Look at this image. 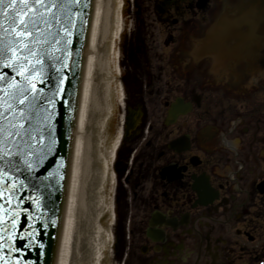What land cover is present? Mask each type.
Segmentation results:
<instances>
[{
  "label": "flooded vegetation",
  "instance_id": "1",
  "mask_svg": "<svg viewBox=\"0 0 264 264\" xmlns=\"http://www.w3.org/2000/svg\"><path fill=\"white\" fill-rule=\"evenodd\" d=\"M153 3L123 50L142 115L114 166L115 263L264 264V0Z\"/></svg>",
  "mask_w": 264,
  "mask_h": 264
},
{
  "label": "water",
  "instance_id": "2",
  "mask_svg": "<svg viewBox=\"0 0 264 264\" xmlns=\"http://www.w3.org/2000/svg\"><path fill=\"white\" fill-rule=\"evenodd\" d=\"M91 1L84 0L87 7L83 8L70 5L62 9L43 10L46 14L56 12V20L52 21L46 30V39L50 43L38 47H42L53 56L62 55L61 51L56 49L67 48V63L70 67L63 69V75L67 77L63 85H59V74L50 67L53 61L48 56L41 57L48 73V82L39 83L41 71L38 66L37 71L32 73L37 87H42L54 104L43 101L44 110L33 118L31 124L21 121L25 128L30 130V135L23 137L30 146L21 147V151L26 153L21 160L22 171H11L0 166V264L53 262L62 217ZM43 27L41 25V28ZM64 29L71 31V37L66 35ZM69 39L71 43L66 44ZM2 65L3 60L0 58V75L7 80V83L0 80V112H3L5 99L3 90L8 87V83H22V76L26 74L25 69H21V75H17L11 68H4ZM56 67H60V64L57 63ZM52 77L57 79L54 80ZM58 88L59 93L54 95ZM188 111L189 105L178 100L170 109L169 117L172 120L169 122H174L179 114ZM23 160L31 163L33 171L24 169Z\"/></svg>",
  "mask_w": 264,
  "mask_h": 264
},
{
  "label": "bare ground",
  "instance_id": "3",
  "mask_svg": "<svg viewBox=\"0 0 264 264\" xmlns=\"http://www.w3.org/2000/svg\"><path fill=\"white\" fill-rule=\"evenodd\" d=\"M90 6L62 217L52 264H100L107 240L103 219L113 209L109 207L106 189L109 180L114 182L111 162L123 128L111 145L107 141L113 118L112 86L118 80L116 72H121L117 41L125 30V0H92ZM203 51L204 48L199 50ZM118 97L123 105L122 85ZM111 213L113 219V210ZM108 237L112 238L111 233Z\"/></svg>",
  "mask_w": 264,
  "mask_h": 264
},
{
  "label": "snow or ice",
  "instance_id": "4",
  "mask_svg": "<svg viewBox=\"0 0 264 264\" xmlns=\"http://www.w3.org/2000/svg\"><path fill=\"white\" fill-rule=\"evenodd\" d=\"M76 8L87 7L84 0H0V58L3 60L4 68H11L17 75H21V69H25L26 74L22 76V83H8L4 91L3 112H0V166L5 169L20 172L21 160L26 155L21 151L22 146H30L23 137L30 135V130L25 128V121L29 124L38 113L44 110L43 101L54 104L42 87H37L36 80L32 73L37 71V66L41 71L39 83L48 82V73L42 56H48L53 63L50 65L59 74V85H63L67 79L63 75V69L69 68L67 63V48L56 49L61 51V56H53L46 52L42 46L50 43L46 39L47 28L51 22L56 20V12L46 14L45 9H62L69 6ZM41 25L44 27L41 28ZM66 35L71 37L72 33L64 29ZM59 43V41H55ZM71 43L67 40L66 44ZM34 60V63L32 61ZM59 63L60 67H56ZM57 79V77H52ZM0 80H7L0 75ZM60 89L54 95L58 94ZM49 114V119H50ZM51 131V129H48ZM55 143V141H53ZM51 151V149H49ZM24 169L33 171L29 161L23 160ZM23 185V181H21Z\"/></svg>",
  "mask_w": 264,
  "mask_h": 264
},
{
  "label": "rangeland",
  "instance_id": "5",
  "mask_svg": "<svg viewBox=\"0 0 264 264\" xmlns=\"http://www.w3.org/2000/svg\"><path fill=\"white\" fill-rule=\"evenodd\" d=\"M156 10L154 8V3L153 0H125V10H124V17H125V30L123 32V35L121 37V39L117 41V50H118V59H117V63L120 65L121 67V72H116L117 73V77L118 80L117 82L115 81L114 85L112 86V94L110 97V100L112 103H110V107L113 106V118L111 120V127H109V139L107 141V144L111 145L113 139L115 138V136L117 135L119 129L123 126V120H124V107L122 106V103L118 97V88L121 87V85L124 88V94H125V98L124 101L127 102L126 100V95H127V84L128 82H132L133 78H134V74H131V69H127V66L125 65V55H124V47L127 44L128 40L130 39V33L131 30L134 28L132 26V23L135 21V19H140L142 17H146L147 15H150V17H156ZM229 21H232L233 18L231 17H227ZM133 75V76H132ZM157 102H151L149 107H150V112L151 109L153 108L156 112V114H153V123H154V127L157 128L159 127V117H158V112L160 109V105L156 104ZM110 113V111H109ZM109 118V117H108ZM109 122V120H108ZM138 141V147H137V152L135 153V155L142 149L143 147V140L142 142ZM125 142L122 144L120 150L117 152L118 155L120 154V152L122 151V149H128L127 146H125ZM127 147V148H126ZM128 151V150H127ZM115 155V154H114ZM138 155V154H137ZM120 158V156H119ZM115 156L113 157V160L111 162V169L112 171H114L113 166L115 165L116 160ZM122 161V160H121ZM115 173V172H114ZM117 187H119V189L123 188L122 184L119 182V180L117 181ZM115 190H116V181H115V177H114V182L110 181L108 182V186L106 189V196L107 199L109 201V207L110 205L113 208V204H114V199H115ZM118 205H120V201L118 200L116 203V208L118 209ZM113 209L108 210L106 216L103 219V222L105 223V227L104 229L106 230L107 233V240H106V246L105 249H103L104 251V255H103V259L100 261V264H116L115 260L118 258V256L116 257L115 255V248H114V242H115V230H114V226L112 224L113 219L111 218V212ZM111 233L112 238L110 239L108 237V235ZM105 236V235H104Z\"/></svg>",
  "mask_w": 264,
  "mask_h": 264
}]
</instances>
